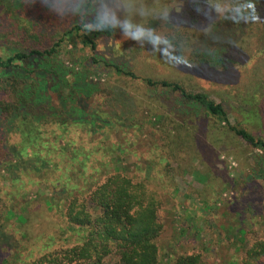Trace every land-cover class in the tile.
I'll list each match as a JSON object with an SVG mask.
<instances>
[{"label": "trees", "instance_id": "16d2710c", "mask_svg": "<svg viewBox=\"0 0 264 264\" xmlns=\"http://www.w3.org/2000/svg\"><path fill=\"white\" fill-rule=\"evenodd\" d=\"M82 1L86 3L68 7L64 0H0L4 15L7 9L15 10L19 18L23 15L27 18L32 28L0 29V89L6 95V99H0V167L8 172L11 180L6 181L12 185L19 180L35 181L48 184L51 190L40 195L44 199L31 202L33 210L24 216V209L18 214L6 203L11 202L17 191H4L0 187V264H7L12 250L16 252L15 262L20 264H163L158 240L165 226V201L168 199L172 208L175 207L171 197L176 192L172 191L174 183L170 175L174 172L173 165L183 168L187 160L198 156L212 166L217 156L214 150L231 147L234 140H239L252 152L262 154L254 153L260 161L245 175L247 183L264 179V127L257 128L251 122L259 113L263 120L264 98L258 101L254 111L247 113L250 120L247 126H241L240 122L231 125L223 101L216 103L206 92L187 89L186 82L179 77L154 78L148 75L146 65L136 60L130 62V71H123L115 59L102 61L124 75H117V86L112 87L116 91L110 94L127 95L126 108L130 106L129 113L134 116L132 127L140 128L137 115L145 104L144 93L156 94L152 102L164 110L158 129L163 137L155 165L159 167L153 168L151 176L140 175L135 179L138 169L128 176L124 167L111 168L108 152L90 159L91 148L84 140L96 133L98 123L83 117L91 103L95 106V100L89 102L91 98L103 92L98 90L100 83L85 68L75 63L67 65L60 54L67 42L80 43L94 51L93 39L115 35L117 29H91L90 13L96 0ZM152 1L155 4L162 1L159 11L154 9L141 20L146 18L142 25L152 23L155 29L141 25L144 31H137V36L161 34L166 44L171 45L168 52L159 48L143 52L164 67L176 70L188 61L194 66L191 68L210 71V77L217 76L218 81L233 80L232 73L237 70L232 66L241 62L243 56H253L257 47L255 37L260 42L264 36V0H252V19L248 22L231 11L237 0H217L223 6L221 12L232 13L224 16L206 9L203 0H178L180 12H170L167 17L162 16V11L168 8L169 0ZM158 14L162 24L156 20L155 25ZM174 15L177 19L173 20ZM67 19L73 27L61 29L60 24ZM254 19L262 29H251L257 28ZM126 23L134 26L130 19ZM167 24V29H157ZM151 41L148 43L153 44ZM143 53L136 58L140 59ZM170 56L175 59H169ZM261 76L264 77V55L253 67L250 78L256 82ZM116 102V98L110 100L112 109ZM244 102L254 105L253 100ZM89 112L104 124L100 128L111 127L112 123H107L97 108ZM171 114L177 120L168 131L164 121ZM125 116L115 109L113 120L126 121ZM156 151L154 148L150 155ZM96 162L109 166L111 172L102 182L76 191L75 179L78 175L86 178V173H95L100 167ZM217 173L214 179H223ZM249 188L256 191L255 187ZM206 191L208 186L193 195L203 201L208 196ZM198 215L192 206L177 215V237L165 243L169 249L165 264H209L212 246L222 247L218 229L205 226L207 215ZM13 219L19 227L11 223ZM203 231H207L209 242L204 241ZM238 264H264V242H255Z\"/></svg>", "mask_w": 264, "mask_h": 264}, {"label": "rangeland", "instance_id": "374dc122", "mask_svg": "<svg viewBox=\"0 0 264 264\" xmlns=\"http://www.w3.org/2000/svg\"><path fill=\"white\" fill-rule=\"evenodd\" d=\"M79 2L86 3L82 0H79ZM169 2L168 8L162 11L163 17H167L170 12H180V2L178 0H169ZM240 2L241 0H237L236 6ZM161 5L162 1L155 4L154 1L150 2V0L93 1L90 13L93 24L91 23L89 27L97 29L95 26L102 8H104L114 15L116 23L111 27L112 29H117V33L110 37L103 35L93 39L95 43L94 51H91L88 46L83 47L80 43L67 42L62 45L60 54V59L67 65L70 66L75 63L78 67L85 68L89 76L100 83L98 90L101 89L100 92H103L100 93L101 96L99 94L97 97L91 98L89 102L92 99L95 100V106L94 103H91L90 107H88L87 116L83 117L86 121L98 123V127L96 126L95 128L96 133L91 134L84 140L85 144H88L89 148H91L90 159L92 157L100 158L98 154L108 152V165L111 168L124 167L123 170L128 173V176H133L135 169H138V173L133 176L135 179H137L136 176L140 177V175L142 178L146 177V175L151 176L152 170L159 160L158 148L162 145L163 137L158 129H160L161 115L164 110L152 102L156 95L153 91L144 93L145 104L137 115V119L140 120V128L138 129L139 125L136 128L132 127L130 124L134 116L129 113L131 111L130 106L128 109L126 108L127 95L123 93L119 94V96L110 94V92L115 93L116 91L112 87L117 86L115 83L117 75H124H120L113 68L106 66L102 60H117L123 71H130V62L132 63L133 60H136L146 65L145 69L148 71V75H152L154 78H181L183 82H186L187 89L206 92L209 99L216 103L223 101L225 109L228 111L227 118L231 125L239 122L241 126L248 124L250 120L247 113L254 111L258 101L264 98L262 97L264 77L257 78L256 82H252L250 78V75L253 74V67L261 61V56L264 55L263 35L260 42L258 37H255L257 47L253 52V56L249 58L243 56L244 58L241 57L239 59L240 61L243 59L241 62L232 66L233 70H237L232 73L234 79L224 81L221 78L222 81H218L217 76L210 77V71L191 68L194 66H192V63H187L188 61H184L186 62L184 65L180 64L179 68L174 70V68L169 66H162L154 58L149 59V55L145 53L156 48L165 49L167 52L172 50L171 45L166 44L161 34L158 36L160 43L149 44L148 41L152 40L149 36L152 34L133 39L132 36L120 32L119 29H122L120 25L126 23V19H130V23H134L133 27L135 29H141V25L146 22V18L142 20L141 18L147 13H151L154 9L159 11ZM3 9L5 8L0 6V29H32L24 15V19L19 18L18 12L12 9H7V13L5 12L4 15ZM135 13L138 16H135ZM220 14V16H224L232 13L224 14V12H220ZM174 19H177V16L174 15ZM156 20H158L159 24H162L163 19L159 14L155 19V25H157ZM60 25L61 29L73 27V23L69 19L63 25L62 23ZM142 26L145 29H155L152 23H146ZM254 26H257V28H249L262 29L260 22L255 19ZM167 28L168 24L157 29ZM141 52L145 53L141 55L140 59H137L136 57ZM93 59H96L95 63ZM244 70H246V73ZM159 91L157 92L160 93ZM2 98L6 99V95L0 89V99ZM112 98H116V101H118L113 109L110 104ZM245 100H251V102L253 100L254 105L245 103ZM94 108H97L98 112L107 119V123H112L111 127L100 128V125L104 124L97 121L89 112L90 109ZM115 109L126 114L127 122L118 119L113 120ZM168 116L164 124L168 127V131H171L173 123L177 119L173 114ZM251 122L257 128L264 127V113L263 120L259 113V116L253 118ZM254 132H257V130H254ZM224 139L226 143L227 138L225 136L222 137V140ZM154 148L157 149L156 154L150 155V151H153ZM214 152L217 153V156L212 166L198 156H194L191 161L187 160V164L183 168L172 166L174 168V172L170 173L174 183L172 191L176 192L171 197L175 207L172 208L173 204L171 205L168 199L165 201L166 204L163 209L165 226L162 236L158 240V247L161 249L160 261L163 264H165L168 257L167 252L169 251L165 243L177 237L178 223L175 222L177 220L176 217H178L177 215L180 216L184 213V210L191 206L197 210L199 215L200 213L207 215L206 218L204 217V219H207L205 226H212L214 229H218L221 234L222 247L221 245L219 247L212 246L209 252V264H238L243 260L244 252L255 242H264V179H253L252 184H248L245 179L250 169H255L256 163L260 161L254 156V153L257 152L261 156V152H252L248 145L239 140H234L231 147H221L218 150H214ZM214 152L212 153L214 154ZM96 163L100 165V162ZM158 167L159 165L155 168L157 169ZM21 168H23V165L20 166ZM73 170L76 171L75 168ZM108 170L109 166L104 164L96 168L95 173H90L89 175H86L88 174L86 173V178L78 175L75 179L77 181L75 190H86L91 184L102 182L107 174L111 172V170L109 172ZM216 173L223 179L216 181L213 177ZM226 177H228V180ZM84 179H86V182L83 184ZM6 180H11V177L8 176L7 171L0 167V187L4 191H17L14 196H11V202L7 201L6 203H10V206H13V210L18 212V214L24 209L26 211L24 216H27V212L30 213L33 210L31 202H36L40 198L44 199L40 195L51 191L50 186L45 183L36 184L35 181L23 182L19 180L12 185ZM71 183L75 182L71 180ZM205 186H208V191H206V194H208L207 199L205 198L203 201H201L202 199L197 200L193 193H196L197 190H202ZM249 187H255L256 191H249ZM56 189L55 191H59L58 188ZM163 191H165L164 188ZM11 223H14L15 227H19L16 220L13 219ZM203 236L204 241L209 242L210 237L207 231H203ZM193 246H196V244ZM15 253V250L10 252L11 256L9 255L7 264H20V262H15Z\"/></svg>", "mask_w": 264, "mask_h": 264}, {"label": "clouds", "instance_id": "9594fccd", "mask_svg": "<svg viewBox=\"0 0 264 264\" xmlns=\"http://www.w3.org/2000/svg\"><path fill=\"white\" fill-rule=\"evenodd\" d=\"M79 0H64V4L68 7H72L75 5H78ZM204 6L206 9L211 10L212 12H215L219 14L223 10V6L219 3H217V0H203ZM251 3L252 0H241L238 6L231 9L232 12L235 13L236 16H238L241 20L248 22L250 19H252V13H251ZM116 23L114 15L102 8L101 14L98 17L96 28L99 30H103L105 28L111 27ZM122 30L126 35L132 36L133 39L138 38L137 31L143 32V29H135L131 24L124 23L120 25ZM152 41L154 43H160V38L153 36L151 37ZM169 59H175V57H169Z\"/></svg>", "mask_w": 264, "mask_h": 264}]
</instances>
